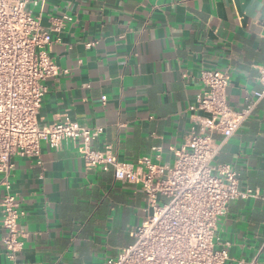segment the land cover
<instances>
[{
    "label": "crops",
    "instance_id": "obj_1",
    "mask_svg": "<svg viewBox=\"0 0 264 264\" xmlns=\"http://www.w3.org/2000/svg\"><path fill=\"white\" fill-rule=\"evenodd\" d=\"M27 7L43 28L71 17L51 33L48 54L59 73L43 81L38 125L68 117L101 128L92 146H111L120 161L172 163L189 130L201 69L229 72L234 109L262 90L264 0H30ZM77 143L42 142L41 164L12 158L23 246L10 261L0 223V264H104L133 242L145 216L141 186L116 180L111 168L87 167ZM213 163L231 164L240 190L255 194L228 203L214 247L227 248L226 264H264V95Z\"/></svg>",
    "mask_w": 264,
    "mask_h": 264
},
{
    "label": "built area",
    "instance_id": "obj_2",
    "mask_svg": "<svg viewBox=\"0 0 264 264\" xmlns=\"http://www.w3.org/2000/svg\"><path fill=\"white\" fill-rule=\"evenodd\" d=\"M29 1L0 0V223L6 257L14 262L24 236L20 227L24 212L11 186L12 158H34L41 164L42 142L58 148L73 140L87 167L111 168L116 180L139 184L145 194V216L133 231V242L104 264H226L227 248L214 247L217 222L231 200L255 194L240 190L231 164L213 161L264 95V69L258 76L262 90L255 92V99L247 98L241 109L232 108L226 98L229 72L201 69V90L188 105L189 130L172 163L159 164L150 156L120 161L111 146L102 150L92 146L101 128L81 126L68 117L38 125L46 92L43 81L59 73L48 54L54 41L51 33H60L71 17L53 18L43 28L40 16L27 7ZM215 134L221 141L214 139Z\"/></svg>",
    "mask_w": 264,
    "mask_h": 264
}]
</instances>
